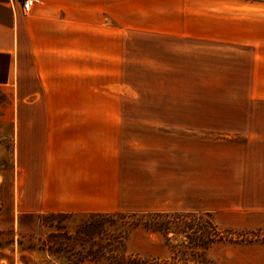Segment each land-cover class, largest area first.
Here are the masks:
<instances>
[{
	"label": "crops",
	"instance_id": "obj_1",
	"mask_svg": "<svg viewBox=\"0 0 264 264\" xmlns=\"http://www.w3.org/2000/svg\"><path fill=\"white\" fill-rule=\"evenodd\" d=\"M0 87L21 214L264 227V0H0Z\"/></svg>",
	"mask_w": 264,
	"mask_h": 264
},
{
	"label": "trees",
	"instance_id": "obj_2",
	"mask_svg": "<svg viewBox=\"0 0 264 264\" xmlns=\"http://www.w3.org/2000/svg\"><path fill=\"white\" fill-rule=\"evenodd\" d=\"M136 230L158 236L164 255L130 251L129 238ZM263 232L223 227L211 212L85 213L73 231L62 225L51 231L42 251L51 257L64 254L70 264H219L213 257L216 246L258 242Z\"/></svg>",
	"mask_w": 264,
	"mask_h": 264
},
{
	"label": "rangeland",
	"instance_id": "obj_3",
	"mask_svg": "<svg viewBox=\"0 0 264 264\" xmlns=\"http://www.w3.org/2000/svg\"><path fill=\"white\" fill-rule=\"evenodd\" d=\"M178 67L177 58L173 60V72H178ZM139 72L140 83H145L146 66L141 65ZM127 74L130 76L131 72ZM127 91L125 95L130 97L131 92L128 89ZM10 95L9 88L0 87V264H70L68 257L64 254L51 257L43 252V245L48 234L60 225L73 231L80 224L85 213L68 214L69 218L59 219L50 214L61 213L21 214L16 209L17 179L13 162V142L10 126L5 124V119L15 115ZM171 98L178 99V94H172ZM252 213L246 215L250 216ZM258 213L262 214V212ZM217 220L227 225V221L222 217L218 216ZM261 228L264 229V227ZM236 229L249 231L238 227ZM260 238L261 241L254 243L220 244L214 248L213 257L219 264H264V241H262L264 232ZM128 248L130 251L145 255L160 256L164 252L160 238L144 230H136L132 233ZM84 264L99 263L85 262Z\"/></svg>",
	"mask_w": 264,
	"mask_h": 264
},
{
	"label": "built area",
	"instance_id": "obj_4",
	"mask_svg": "<svg viewBox=\"0 0 264 264\" xmlns=\"http://www.w3.org/2000/svg\"><path fill=\"white\" fill-rule=\"evenodd\" d=\"M17 2L20 5L22 13L24 15H28L35 8V6L40 3V0H9V5L12 10Z\"/></svg>",
	"mask_w": 264,
	"mask_h": 264
}]
</instances>
